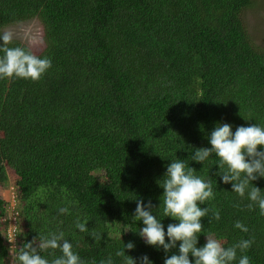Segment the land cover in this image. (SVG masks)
Segmentation results:
<instances>
[{"label": "trees", "instance_id": "1", "mask_svg": "<svg viewBox=\"0 0 264 264\" xmlns=\"http://www.w3.org/2000/svg\"><path fill=\"white\" fill-rule=\"evenodd\" d=\"M261 5L264 0H0V34L34 19L44 31L41 51L17 39L9 46L52 61L39 81L0 80V264H15L25 242L61 231L85 264L109 257L124 264L116 252L128 242L135 247L126 255L138 264L144 255L164 264L178 248L165 253L147 245L136 232L143 222L133 216L136 199L151 200L165 231L178 223L159 207L158 181L175 160L212 182L215 199L202 207L219 210L221 219L203 218L205 233L225 247L254 240L233 264L241 255L264 264V215L223 183L215 154L204 164L191 159L195 149L211 147L208 135L218 123L233 131L264 127V47L246 23L248 11ZM253 183L264 191V178ZM11 207L13 235L5 218ZM77 220L86 222V232ZM237 221L249 231L235 228ZM205 243L201 234L198 247ZM40 255L51 261L62 253Z\"/></svg>", "mask_w": 264, "mask_h": 264}, {"label": "clouds", "instance_id": "2", "mask_svg": "<svg viewBox=\"0 0 264 264\" xmlns=\"http://www.w3.org/2000/svg\"><path fill=\"white\" fill-rule=\"evenodd\" d=\"M13 42L11 33L0 34V80L30 79L39 81L51 69V59L34 54L22 47H10ZM211 147L195 149L191 156L193 161L204 164L213 154L219 158L218 176L224 184H231L232 191L240 198L250 201L247 207L255 210L258 207L260 215H264V191L253 183L264 178V127L258 124L233 126L221 122L208 135ZM196 169L186 166L183 160L172 161L167 166L164 177L158 181L164 189L161 196L163 216L171 217L178 223H170L165 231L161 220L153 214L155 206L148 201L136 199L137 207L133 218L143 222L138 235L147 245L163 249L165 253L178 248V254L166 255L164 264H233L237 260V252H247L254 240L241 239L232 246L225 247L223 242L213 234H206L203 218L207 217L219 221V210L202 207L208 201L215 199V192L211 180L206 181L197 176ZM254 185V186H252ZM239 205H237L238 207ZM61 214L67 213V208H60ZM211 212V217L209 213ZM235 228L247 233L249 229L240 221ZM81 232H86V222H76ZM206 235V243L198 247L199 237ZM96 240L100 236L94 234ZM133 242L125 244L123 250H118L116 256L122 257L124 264H138L137 259L126 255V249L132 250ZM48 249L59 250L62 255L49 261L40 255ZM15 264H85L78 253L73 251V245L65 239L64 233H50L48 237H38L25 242L15 255ZM100 264H113L112 258L101 261ZM139 264H152L147 255L139 258ZM238 264H250L247 255H241Z\"/></svg>", "mask_w": 264, "mask_h": 264}, {"label": "rangeland", "instance_id": "3", "mask_svg": "<svg viewBox=\"0 0 264 264\" xmlns=\"http://www.w3.org/2000/svg\"><path fill=\"white\" fill-rule=\"evenodd\" d=\"M251 9L246 14V23L249 29L252 31L253 40L255 43L264 47V6H259ZM5 33H11L13 39L20 40L29 46H31L35 51H41L44 49V31L41 23L37 20H31L18 25L10 26L5 30ZM6 200V194L4 195ZM12 207L8 210L7 220H9V229L11 235L14 234L16 223L10 213ZM12 242L14 240L12 239ZM11 255H13V250H11Z\"/></svg>", "mask_w": 264, "mask_h": 264}, {"label": "built area", "instance_id": "4", "mask_svg": "<svg viewBox=\"0 0 264 264\" xmlns=\"http://www.w3.org/2000/svg\"><path fill=\"white\" fill-rule=\"evenodd\" d=\"M14 213H15V212H13V213H11V214H12L14 220H15V223H16V218H15V216H14Z\"/></svg>", "mask_w": 264, "mask_h": 264}]
</instances>
